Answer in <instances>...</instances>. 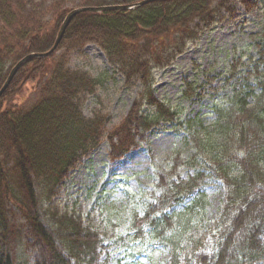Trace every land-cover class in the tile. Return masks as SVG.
<instances>
[{
	"label": "trees",
	"instance_id": "trees-1",
	"mask_svg": "<svg viewBox=\"0 0 264 264\" xmlns=\"http://www.w3.org/2000/svg\"><path fill=\"white\" fill-rule=\"evenodd\" d=\"M73 1L0 0V89L18 61L53 46ZM137 1L80 0L78 7ZM239 2L247 12L257 6L256 0ZM222 6L221 0H159L129 10L82 11L54 53L31 58L16 72L0 97V264H101L103 233L81 209H60L54 200L70 171L101 144L110 121L100 109L83 113L102 79L72 68L71 51L96 43L126 84L143 87L107 134L117 160L153 128L177 121L178 112L155 95L153 70L172 64L221 21ZM239 65L241 58L226 71L230 87L225 101L213 104L216 120L187 122L199 170L182 178L173 161L158 175L161 193L138 219L151 236L164 238L200 203L205 177L221 181L225 200L212 240L184 254L169 245L168 264H264V47L246 78L238 76ZM192 86L186 84L184 96ZM178 205L183 209H174Z\"/></svg>",
	"mask_w": 264,
	"mask_h": 264
},
{
	"label": "rangeland",
	"instance_id": "rangeland-1",
	"mask_svg": "<svg viewBox=\"0 0 264 264\" xmlns=\"http://www.w3.org/2000/svg\"><path fill=\"white\" fill-rule=\"evenodd\" d=\"M221 2V21L188 43L172 64L153 70L155 95L178 112L177 121L153 128L120 159H111L107 134L120 125L143 87L140 83L126 84L124 76L108 62L96 43L88 42L81 50L70 53L72 68L102 79L96 93L86 97L83 113L91 116L100 109L110 115V121L101 144L70 171L54 200L60 209H81L85 220L92 219L94 227L103 233L101 264H168L169 245L184 254L194 245L197 249L208 246L213 238L225 188L211 176L205 177L201 185L200 203L175 231L167 230L166 237L151 236L138 219L161 193L158 175L169 172L173 161L179 162L176 175L182 178L199 170L187 122L197 119L203 125H211L216 120L213 104H222L230 87L229 83L226 85V71L241 58L238 76L246 78L253 60L259 57V46L264 47V0H256L257 6L251 12L239 0ZM79 4L80 0H74L68 6L74 9ZM188 82L193 83V92L184 96ZM34 97L32 93L26 101ZM143 110L149 111L146 107ZM199 127L195 125L194 129ZM192 161L198 165L192 168ZM174 209L182 210L183 205Z\"/></svg>",
	"mask_w": 264,
	"mask_h": 264
},
{
	"label": "water",
	"instance_id": "water-1",
	"mask_svg": "<svg viewBox=\"0 0 264 264\" xmlns=\"http://www.w3.org/2000/svg\"><path fill=\"white\" fill-rule=\"evenodd\" d=\"M153 1H159V0H140L134 3H129V4H117V5H105V6H81V7H77L72 9L65 17L60 30L57 34L56 40L53 44V46L45 51V52H40V53H30L28 55H26L25 57H23L20 61H18L14 67L11 69L6 81L4 82L3 86L0 89V97L1 95L4 93V91L7 89V87L9 86L10 82L12 81L13 77L15 76L16 72L23 66V64L28 61L31 58H42V57H46L51 55L52 53H54L62 39L64 36V32L69 24V22L71 21V19L78 14L79 12L82 11H91V12H100L103 10H111V9H119V10H129V9H134L137 7H140L142 5L148 4L150 2Z\"/></svg>",
	"mask_w": 264,
	"mask_h": 264
}]
</instances>
